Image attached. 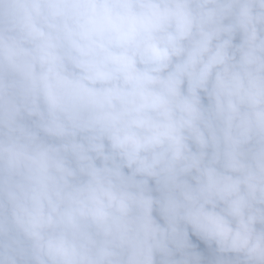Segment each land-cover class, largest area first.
Listing matches in <instances>:
<instances>
[{"label": "clouds", "instance_id": "1", "mask_svg": "<svg viewBox=\"0 0 264 264\" xmlns=\"http://www.w3.org/2000/svg\"><path fill=\"white\" fill-rule=\"evenodd\" d=\"M0 264H264V0H0Z\"/></svg>", "mask_w": 264, "mask_h": 264}]
</instances>
